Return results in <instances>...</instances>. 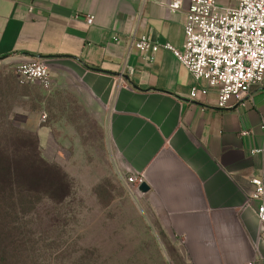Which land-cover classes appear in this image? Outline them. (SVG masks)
Returning <instances> with one entry per match:
<instances>
[{"label":"crops","instance_id":"0c3cea01","mask_svg":"<svg viewBox=\"0 0 264 264\" xmlns=\"http://www.w3.org/2000/svg\"><path fill=\"white\" fill-rule=\"evenodd\" d=\"M181 1L172 11L171 0H0V73L44 58L56 86L69 83L106 110L115 158L124 172H143L187 264H264L256 202L247 205L249 180L264 179V80L246 105L222 109L171 51L144 60L112 40L134 30L182 48L189 0ZM193 84L209 93L188 100Z\"/></svg>","mask_w":264,"mask_h":264},{"label":"rangeland","instance_id":"374dc122","mask_svg":"<svg viewBox=\"0 0 264 264\" xmlns=\"http://www.w3.org/2000/svg\"><path fill=\"white\" fill-rule=\"evenodd\" d=\"M70 87L53 81L44 89L0 73V155L27 171L36 151L44 165L35 175L55 181L60 195L43 196L27 217L30 257L38 264H187L155 199L126 185L106 110Z\"/></svg>","mask_w":264,"mask_h":264},{"label":"built area","instance_id":"2783aa9c","mask_svg":"<svg viewBox=\"0 0 264 264\" xmlns=\"http://www.w3.org/2000/svg\"><path fill=\"white\" fill-rule=\"evenodd\" d=\"M226 2L222 5L218 0H189L182 48L146 36L138 37L134 30L112 34V40L124 43L128 49L134 47L143 54L144 60H151L160 48L167 49L187 68L195 81L206 80L209 88L216 93L219 108H228L231 100L235 104L246 105L252 88L261 85L264 80V0ZM168 7L178 11L182 1L171 0ZM84 17L88 25L93 24V14ZM14 72L21 81L35 82L44 89L52 86L49 66L44 58L36 57L20 63ZM208 93V87L193 84L188 100H198L199 95ZM260 127L264 130V120ZM122 177L129 190L142 193L139 186L145 182L143 172L129 169L122 173ZM253 201L256 202L259 221L258 239H264L262 177L249 180L247 205ZM257 262L254 257L240 264Z\"/></svg>","mask_w":264,"mask_h":264},{"label":"trees","instance_id":"16d2710c","mask_svg":"<svg viewBox=\"0 0 264 264\" xmlns=\"http://www.w3.org/2000/svg\"><path fill=\"white\" fill-rule=\"evenodd\" d=\"M32 158L27 171H22L14 160L0 155V264H38L30 257L35 242L27 217L43 196L60 197L55 181L35 175L44 165L36 151Z\"/></svg>","mask_w":264,"mask_h":264},{"label":"water","instance_id":"95a60500","mask_svg":"<svg viewBox=\"0 0 264 264\" xmlns=\"http://www.w3.org/2000/svg\"><path fill=\"white\" fill-rule=\"evenodd\" d=\"M149 185L146 183V182H143L142 184H140L139 186V190L142 192V193H145L149 190Z\"/></svg>","mask_w":264,"mask_h":264}]
</instances>
